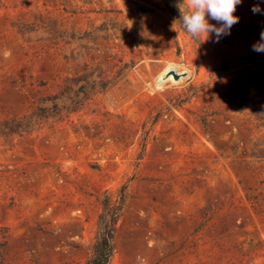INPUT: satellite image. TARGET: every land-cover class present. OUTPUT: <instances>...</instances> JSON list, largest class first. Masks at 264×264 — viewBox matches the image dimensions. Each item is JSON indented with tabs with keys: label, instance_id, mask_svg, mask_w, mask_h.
Masks as SVG:
<instances>
[{
	"label": "rangeland",
	"instance_id": "obj_1",
	"mask_svg": "<svg viewBox=\"0 0 264 264\" xmlns=\"http://www.w3.org/2000/svg\"><path fill=\"white\" fill-rule=\"evenodd\" d=\"M234 15L196 43L162 0H0V264H85L123 186L110 264H264V0ZM73 77L90 98L36 122Z\"/></svg>",
	"mask_w": 264,
	"mask_h": 264
},
{
	"label": "trees",
	"instance_id": "obj_2",
	"mask_svg": "<svg viewBox=\"0 0 264 264\" xmlns=\"http://www.w3.org/2000/svg\"><path fill=\"white\" fill-rule=\"evenodd\" d=\"M164 8L171 14L174 20L181 26V11L187 10V4L184 0H162ZM62 37V35L60 36ZM193 39V38H192ZM196 43L199 40L193 39ZM81 78L73 77L65 80L59 91L44 99L43 104L39 105L34 111L32 118L38 123H42L49 119L62 120L69 113L78 110L85 101H87L96 88L95 82H87L85 85H79ZM100 88L104 91L107 83L101 81ZM196 95L193 87H190L183 96L182 101ZM47 103V104H46ZM30 121H12L5 123L1 129L4 135L11 133L27 132L31 127ZM202 126L208 132L205 119L202 120ZM252 156L264 158V150L252 152ZM127 191L125 186L118 191V196L114 197L106 191L101 198L98 199L100 205V214L98 217V231L94 242L90 248V255L85 264H110L114 254V237L117 230V224L122 216L126 202Z\"/></svg>",
	"mask_w": 264,
	"mask_h": 264
},
{
	"label": "clouds",
	"instance_id": "obj_3",
	"mask_svg": "<svg viewBox=\"0 0 264 264\" xmlns=\"http://www.w3.org/2000/svg\"><path fill=\"white\" fill-rule=\"evenodd\" d=\"M242 0H187V10L181 11V26L196 40L203 37V41L214 33L217 39L230 33L231 27L239 22V17L234 15L237 6ZM253 13L260 11L258 7L252 8ZM208 17V19H206ZM209 19L217 21L220 27L209 23ZM264 40V32L260 34ZM253 51L264 52V43H257Z\"/></svg>",
	"mask_w": 264,
	"mask_h": 264
}]
</instances>
